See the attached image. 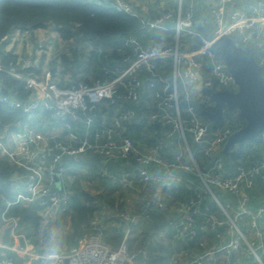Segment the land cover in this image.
<instances>
[{
  "label": "built area",
  "instance_id": "2783aa9c",
  "mask_svg": "<svg viewBox=\"0 0 264 264\" xmlns=\"http://www.w3.org/2000/svg\"><path fill=\"white\" fill-rule=\"evenodd\" d=\"M98 1L118 12L138 17L142 30L172 28L174 41L163 45L146 44L137 34L122 36L117 45L121 54L119 60L112 65H104L102 74L92 81L83 79L69 83H62L51 68L35 67L31 60L24 57L5 62L3 54L8 50L5 47L0 49V73L11 74L23 81L28 92L25 98H21L18 90L5 91L0 77V101L14 109H21L27 115L49 112L51 117L63 124L62 133H45L25 124L23 149L27 144H38V160H28L19 155L18 129L0 128V157H6L24 169L16 172L12 179V185L17 190L16 197L7 202L2 214L4 220L11 222L13 240L7 243L0 234V264H15L8 251L22 257L24 264H137L139 255L143 257L142 264L149 263L150 251L146 247L131 246L133 224L137 221L134 213H110L111 218L126 225L118 245L104 239V225L99 217H94L90 221V232L77 244L43 250L31 242L20 217L8 215V209L13 204L34 205L45 222L53 220L58 211L67 210L72 202V193L59 180L67 172L64 158L80 159L88 152L103 157V164L98 169L103 178L109 177L126 185L137 176L146 186L160 185L153 205H150L151 210L153 207L166 208L162 186L177 179L172 172L174 168L196 170L200 182L195 186L194 195L178 204L167 222L191 238L212 230L220 243L217 250L204 251L183 264H235L229 257L243 248L254 254L257 264H264V230L261 226L264 204L253 208L251 196L246 191L258 179L264 180V154L256 163L237 164L235 172L226 175L224 156L218 149L230 137L232 128L227 125L215 132L197 112L196 102L190 93V86L196 85L201 76L208 88H214L216 84L222 87L237 84L212 44L224 34L238 35L244 43L261 40L264 37V0H245V7L236 5L238 0H204L210 5L215 23L212 37L203 35L197 29L194 9L186 6V0H178L175 9L163 10L153 17L143 14L131 0ZM32 30L27 29L25 33ZM186 34L200 36L198 49H181L182 37ZM7 37L4 36L2 41H6ZM40 47H43L42 43ZM94 49L101 52L103 46L98 45ZM165 57H171L172 61L169 78L163 77L159 69ZM147 98L151 99L147 101ZM184 100L189 103L187 116L184 115ZM143 101L149 108V123L162 130V134L156 135L147 147L141 145L131 127ZM190 139L210 161L208 166L200 165ZM172 146L177 149L168 159L165 152ZM121 161H127L133 167L115 172L107 165ZM215 188L238 195L237 207L223 201ZM208 198L220 206L227 218L214 217L203 211L202 205ZM232 209L233 214H230ZM242 215L248 218L253 235L251 240L238 224ZM145 216L150 218L151 211L145 212ZM224 225L232 230L229 238L222 229ZM217 251L226 254L228 261L221 260ZM169 264H182L179 255L172 256Z\"/></svg>",
  "mask_w": 264,
  "mask_h": 264
},
{
  "label": "crops",
  "instance_id": "0c3cea01",
  "mask_svg": "<svg viewBox=\"0 0 264 264\" xmlns=\"http://www.w3.org/2000/svg\"><path fill=\"white\" fill-rule=\"evenodd\" d=\"M140 10L143 14L146 16L153 17L157 13L166 10V9H175L178 3V0H131ZM174 3V4H173ZM201 3L203 5H201ZM247 4V1L245 0H238L237 4L240 7H245ZM173 5V6H172ZM172 6V7H171ZM186 6L192 7L194 9L195 18H196V27L197 29L205 30L208 32L214 31L215 23L212 20L211 11H210V5L206 3L204 0H186ZM53 25H48L47 27L33 29L31 33H25V30L22 29H15L12 31V33L7 37V40L4 42L3 46L10 51L11 53H14L19 57H22V55L30 56L32 57L31 61L35 65V67H39L37 65L36 60L40 59L38 56V47L40 48V44H47L48 41L53 42L54 39L58 40L60 42H63L64 38L59 31L56 30L60 38L57 37L53 30L50 31L52 34H48V36H44V31L49 27ZM49 28L47 30H49ZM49 32V31H48ZM42 33V34H41ZM39 36L38 41L33 38L34 35ZM137 35L143 40L146 44H160L163 45L167 42H173L174 41V30L172 28L167 29H158V30H141L137 33ZM197 35H184L182 37V45L181 49L185 51H193L199 48L201 45V42L195 37ZM235 44L238 47H241L242 49H245L246 47H253L254 48V56L255 59L260 64H264V37L259 41H252L250 43H244L241 40V37L238 35L232 36ZM75 39V41H74ZM122 39V35H117L109 38H100V37H87L83 36L82 34H79L77 36H74V38H71L72 41L70 43V47L73 44V48L71 47L70 50L73 49H82V51H85L86 49H93L94 47L101 45L103 46V51L99 52L98 59L102 63L96 71L95 76H92L89 78V81H92L95 77L100 76L103 72L104 65H112L117 60L121 58V54L119 52V49L117 48L118 41ZM69 40V41H70ZM36 43V46H35ZM34 47L37 49L34 50ZM40 50V49H39ZM27 52V53H25ZM34 60V61H33ZM41 68V67H40ZM54 68V67H53ZM55 69V68H54ZM160 73L163 77H171L172 74V61L171 57H165L164 61H162L159 65ZM62 72L61 75L58 76L60 80L62 81ZM264 77V72H263ZM87 80L86 78H83ZM74 80H79L74 79ZM88 81V80H87ZM215 91L218 90H228L237 92L239 90V84L237 83L234 86L231 87H222L218 84H216L213 88ZM190 93L193 97V100L200 104H206L210 109L201 111L202 118L209 122L212 118V115L216 112V100L211 98L206 92H204L199 87V81L196 85L190 86ZM151 98H147V101H149ZM146 100V96H144V101ZM142 102L139 107V115L141 118H136V121H134L133 125L131 126L136 138L139 140L141 145L143 147H147L155 139L156 135L162 134V130L160 127L156 125H152L147 123L144 127L143 125V113L142 111H149V108L145 105V102ZM188 101L184 100L183 107H184V115L187 116L189 114L188 112ZM155 108H157L155 106ZM236 109V116H239V109L237 107H229L227 104H224L223 106V114L222 116L217 119L212 126L214 131H218L224 126H231L232 128V134H235L239 129H241L246 124V119L241 117L245 120V124L240 123H234L232 122L233 119L228 117V109ZM111 110V109H110ZM42 113L52 116L49 112H35L31 115H27L28 119L24 121L18 122V152L21 157H24L25 159L31 160H38L37 157L38 154H40L39 145L38 144H27L26 148L23 149L22 144V135L24 126L27 123L30 127H33L34 123H39L47 120ZM236 116L234 118H236ZM53 118V117H52ZM51 122L54 123V120H51ZM61 123V121H60ZM234 123V124H233ZM45 125V123H44ZM53 127V126H52ZM52 127L50 126V133L56 132L55 130H52ZM49 128V127H48ZM159 128V129H158ZM146 129L150 133H146ZM12 130V131H16ZM59 133V132H58ZM230 135V137H231ZM230 137L223 143V145L218 149L219 153H221L224 156L225 160V174L226 175H232L235 170L236 166L239 163L244 164H253L258 162L262 155L264 154V132L259 133L258 135L252 137V138H246L242 141H237L234 144L228 145V141ZM45 142V141H44ZM42 144V143H41ZM196 156L198 157V160L200 161L202 166H208L209 160L204 157V155L199 151L198 145L193 142ZM176 147H168V149L165 152V156L168 159H171L173 155L175 154ZM99 161L100 164H103V157L88 152L80 159L66 156L64 158V163L67 165V172L62 177H60V181L64 182L66 186L71 190L72 195H74L75 192H80L81 190H88L92 195L97 194H103V195H113L115 191H118L117 188L125 187L128 190H130V193L133 195L134 204L135 206V214L137 215V221L133 227V233L130 237L131 246H142L146 247L150 251V260L148 264H169V260L174 255H179L181 258L182 264L194 259L196 256H198L200 253L204 251H214L218 249L220 240L216 236V234L212 230H207L205 232L200 233L196 237H189L184 235L179 231V229L175 227L166 226L164 228H154L152 226L153 220L150 218H147L145 216V212L149 211L150 207L153 205L154 201V195L156 190L160 187L158 184H152V185H144L140 179L135 176L133 178V181H128L126 185L120 183L119 181H111L112 179L109 177L103 178L104 181H74V177L77 178L84 174L85 177L90 176L91 179H95L99 173L98 168L95 171L94 170V162ZM84 165L85 168L82 170L80 169L81 165ZM99 164V167L101 166ZM110 169L112 171H115V168H119L118 172H122L125 169H128L129 167H133L130 163H127V161H121L117 163H110ZM87 168V169H86ZM79 170V171H78ZM76 171L78 174H76ZM177 175V179L175 181L170 182L167 185H163L162 188L165 191V199H166V208L165 209H154V213L156 215L163 214L166 216V221L169 217H171L175 213L176 206L180 204L181 202L185 201L189 197L194 195L195 192V186L200 182V179L196 173V170L193 168H174L172 170ZM264 180L258 179L256 184L248 188L247 191L249 195L251 196V206L253 208H256L260 204H264V194H261L264 188ZM118 184V186L115 185ZM78 184L81 185V187H78ZM114 189H112L113 187ZM116 186V187H115ZM218 189L219 195L225 200H229L230 198H233L235 200V204H237V200L239 199V196L236 200V197L233 196V194L229 193V191H225L222 189ZM262 190V191H261ZM218 195V196H219ZM236 195V194H235ZM219 196V197H220ZM150 202V203H148ZM98 205V204H97ZM151 205V206H150ZM99 207V206H98ZM235 208L237 205L234 206ZM154 208V207H153ZM152 208V209H153ZM203 211H207L211 213L214 217L223 218L221 216V212L219 210V207L217 206L216 202L213 199H206L205 202L202 205ZM99 210V209H98ZM67 210H60L57 212L55 218L52 221H57L63 215L66 213ZM117 212L115 210H112L108 204L103 207V215L101 214L99 218L101 219L102 224L104 225L103 228V237L106 240V238H111L117 233L121 232V238L119 242L121 241L126 225L124 223H121L119 220H115L110 217V213ZM132 213V212H131ZM97 211L94 215H97ZM202 216H200L201 218ZM244 215L240 216L239 220H242ZM45 222V221H44ZM264 220L261 221V226L263 224ZM24 226V224H22ZM264 228V227H262ZM141 229V233L139 230ZM222 229L225 231L227 237L229 238L232 230L229 228L228 225H224ZM25 230L28 233L27 228ZM89 233V232H88ZM10 235V233H9ZM86 235V234H85ZM76 237L77 241L74 244H77L84 238V236ZM29 236V235H28ZM30 237V236H29ZM39 237L41 239L42 235L40 234ZM11 240H5V242H12L13 238L10 235ZM31 239V237H30ZM107 241V240H106ZM31 242L36 245V243L31 239ZM109 242V241H107ZM43 241H40V244L42 245ZM110 243V242H109ZM119 244V243H118ZM46 248H54L51 244H45ZM68 245V244H67ZM70 245V244H69ZM66 246V245H65ZM64 246V247H65ZM245 249L243 248L240 251L234 252L230 257V261L235 264H253L250 259H248L245 255ZM9 254L13 253L11 251H8ZM217 255L221 260L228 261V257L226 254L217 251ZM241 256V257H240ZM143 257L139 255L137 259V264H142Z\"/></svg>",
  "mask_w": 264,
  "mask_h": 264
},
{
  "label": "trees",
  "instance_id": "16d2710c",
  "mask_svg": "<svg viewBox=\"0 0 264 264\" xmlns=\"http://www.w3.org/2000/svg\"><path fill=\"white\" fill-rule=\"evenodd\" d=\"M53 25L59 33L66 39L82 34L87 37L109 38L117 35L137 34L141 31V21L138 17L127 13L118 12L108 4L100 3L98 0H0V49L5 41L4 36H9L13 30L38 29ZM207 37L213 36V31L199 30ZM201 42L200 36H195ZM17 55L10 51H5L3 59L5 62L17 59ZM4 82V90H18L21 98H25L27 91L24 83L20 79L14 78L11 74L0 73ZM197 112L210 108L204 103L195 104ZM228 117L232 122L245 124V120L236 116V109H228ZM236 116V118H234ZM27 113L21 109H14L0 101V128L9 130L18 129V122L27 120ZM233 123V124H234ZM24 171L22 167L12 163L6 157H0V234L5 231V240H11V222L3 219V211L7 202L14 200L17 190L12 185V179L16 172ZM222 199V197H220ZM100 199H108L103 194L92 195L88 190H81L72 195V202L66 213L57 221L44 223L34 205L13 204L8 209V215H16L28 230V235L41 250L39 235L44 239H50L54 225H65L70 219L73 234L70 235L68 244L72 245L77 241L76 237H81L85 228L90 226L91 217L99 209L96 204ZM225 201L224 199H222ZM155 207L151 211L152 226L156 228V223L166 221V216L154 213ZM43 226V228H42ZM170 226V225H168ZM171 227V226H170ZM121 234H116L111 238H106L112 245H118ZM53 243H51L52 245ZM58 248V244H53ZM15 264H24V259L15 253Z\"/></svg>",
  "mask_w": 264,
  "mask_h": 264
},
{
  "label": "rangeland",
  "instance_id": "374dc122",
  "mask_svg": "<svg viewBox=\"0 0 264 264\" xmlns=\"http://www.w3.org/2000/svg\"><path fill=\"white\" fill-rule=\"evenodd\" d=\"M201 5H203V4L201 3ZM47 29L44 31V36H48V34L49 35L52 34V33H50L51 30H53L54 33L56 35H58V33L56 32V29L53 26H51L49 28V30H47ZM39 36L41 37L43 35H39ZM39 36H37V39H35L36 35H34L33 38L38 41ZM57 37L60 38L61 36L58 35ZM71 38H74V37H71ZM62 39H63V42H60V41L54 39L53 42L48 41V45L44 44V47H40V48L38 47V56L40 57L39 61H38V59L36 60L37 65H39L38 68L41 67V69H44V70L51 68L54 71L55 75H57V76H60L61 72H62V75H63L62 76V83H69L70 81H72L74 79H78V78H79V80H83V78H86L89 81V78L92 76H95L97 68L102 64L98 59L97 51L94 48L93 49H86L85 51H82V49H80L78 51L77 48L70 50L71 47L72 48L74 47L73 44L70 47V43L72 41L70 39H66V38H62ZM74 41H75V39H74ZM35 46H36V43H35ZM35 49L36 48L34 47V50ZM25 53H27V52H25ZM22 57H24L25 59H28V60H32L31 59L32 57L26 56V54L22 55ZM22 57H19V58H22ZM142 113L144 115L143 119H142L143 125H144V127H146L145 125H147V123H149V121H148L149 111L148 112L142 111ZM42 115L44 117L46 116L45 118L47 120L43 121L42 123L41 122L34 123L35 125L32 128H39L40 130L44 131L45 133L46 132L50 133V130H51L50 126L51 127L53 126L52 130H55L56 132L62 133V131H63V124L62 123H60L55 118H52L49 115H46L44 113H42ZM138 118L140 119L141 117L139 116ZM51 120H54V123L51 122ZM44 123H45V125H44ZM149 124H151V123H149ZM145 132L150 133L148 131V129H146ZM190 143L191 144L193 143L191 141V139H190ZM197 160H198V157H197ZM198 162L200 163L199 160H198ZM99 164H100V162L95 160V162L93 164L94 165L93 168L95 171L97 170V168L99 169L102 166L100 164L101 166L99 167ZM80 165H81V167H80L81 170L83 168H85L84 165H82V164H80ZM107 165L110 166V163H107ZM200 165H201V163H200ZM114 170H115V172H118L121 169H119L117 167ZM76 174H78L77 171H76ZM74 179H75L74 181H81L84 179L86 181H104V179L100 175H98L94 180L91 179L90 176H88V175H87V177H85L84 174H81L78 178L75 176ZM111 181H114V180H111ZM262 182H264V181H262ZM115 185L118 186V184H116V183H115ZM78 187H81V185L78 184ZM112 189H114V187ZM117 190L118 191H115L113 195H108V194L104 195L108 199H100L99 201L96 202V204H98V206H99V210H97L98 214L91 217V219H89L90 221L94 217H99L103 213V207L105 205L108 206V204L112 210H115L119 213L132 212L135 214L134 209H135L136 205L134 204L133 195H132V193H130V190H128L125 187H120V186L117 188ZM262 190H261L262 191L261 194H264V188ZM215 191L219 195L217 188H215ZM246 191H247V189H246ZM229 193H231V192H229ZM231 194H233V193H231ZM233 196H235L236 200H237L238 196L235 194H233ZM227 201L230 202V204H232L234 206L238 205V200H237V204H235L236 201L233 200V198H230ZM218 207H220V206H218ZM219 211L221 212V216H223V218H227V215L224 214V212L222 210H219ZM233 211H234L233 209L230 210L229 211L230 214H233ZM44 223H46V222H44ZM238 224L244 230V232L247 234L248 238L251 240L253 235H252V231H251L250 226H249L248 218L244 217L242 220H239ZM262 227H264V222L262 224ZM23 228L25 229L26 226H23ZM42 228H43V226H42ZM84 230H85V232L81 236L90 232L91 228L86 227ZM263 230H264V228H263ZM73 231L74 230H73L70 219H68V223H66L65 225L56 224L52 228L50 239H48V240L44 239V238L41 239V241H43L41 247H45L46 246L45 244H51V243L58 244L59 247L57 249L64 248L65 245H66L65 247H70L73 244L69 245L68 241H69L70 235L73 234ZM117 234H121V232L117 233ZM1 235L4 237L5 231H2ZM120 238H121V236H120ZM53 244H52V246H53ZM245 254H246L245 256L248 259H250L253 264H257L256 257L248 249H245Z\"/></svg>",
  "mask_w": 264,
  "mask_h": 264
},
{
  "label": "water",
  "instance_id": "95a60500",
  "mask_svg": "<svg viewBox=\"0 0 264 264\" xmlns=\"http://www.w3.org/2000/svg\"><path fill=\"white\" fill-rule=\"evenodd\" d=\"M212 47L228 65L239 84V90L237 92L215 91L213 88L204 86L202 76L199 79V87L216 100V112L208 122L210 127L222 116L224 104L237 107L239 115L246 119V124L231 135L228 141V145H231L264 132V64L258 63L255 59L253 47L245 49L238 47L228 34L214 40ZM167 225V221L156 223L159 229Z\"/></svg>",
  "mask_w": 264,
  "mask_h": 264
}]
</instances>
